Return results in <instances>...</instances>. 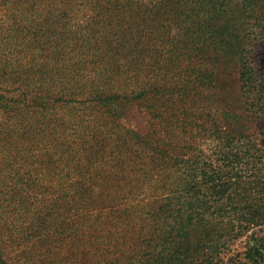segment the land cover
<instances>
[{"label": "trees", "instance_id": "trees-1", "mask_svg": "<svg viewBox=\"0 0 264 264\" xmlns=\"http://www.w3.org/2000/svg\"><path fill=\"white\" fill-rule=\"evenodd\" d=\"M260 39L264 0H0V264H188L264 226Z\"/></svg>", "mask_w": 264, "mask_h": 264}, {"label": "rangeland", "instance_id": "rangeland-1", "mask_svg": "<svg viewBox=\"0 0 264 264\" xmlns=\"http://www.w3.org/2000/svg\"><path fill=\"white\" fill-rule=\"evenodd\" d=\"M3 19V18H1ZM8 22L7 18L3 19ZM84 20L81 19V23ZM253 50V63L256 66L259 74L262 87L264 88V39L252 44ZM216 83L222 86L231 98L238 94V81L236 66L230 65L228 68H223L220 75L216 78ZM254 232L255 236L262 238L264 241V226L253 229L248 227L246 230L241 231L240 235L231 237L227 242L222 240L218 242L217 247L220 249L212 251L209 247L212 245L207 241L200 244V249L195 254L188 249L187 263L195 262L193 264H264V254H247V247L249 246L250 234ZM223 243H226L223 245ZM264 244V243H263ZM264 252V251H263ZM253 256V260L250 257ZM261 259H259V257Z\"/></svg>", "mask_w": 264, "mask_h": 264}]
</instances>
